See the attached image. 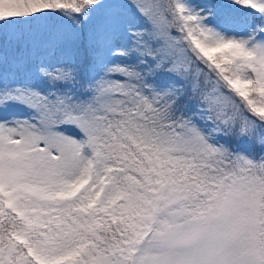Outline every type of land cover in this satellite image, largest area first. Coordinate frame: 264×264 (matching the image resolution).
Instances as JSON below:
<instances>
[{
    "label": "snow or ice",
    "instance_id": "1",
    "mask_svg": "<svg viewBox=\"0 0 264 264\" xmlns=\"http://www.w3.org/2000/svg\"><path fill=\"white\" fill-rule=\"evenodd\" d=\"M0 264H264V0H0Z\"/></svg>",
    "mask_w": 264,
    "mask_h": 264
}]
</instances>
